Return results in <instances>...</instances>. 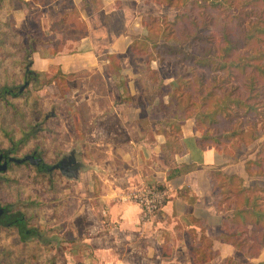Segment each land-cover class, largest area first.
<instances>
[{"label": "crops", "instance_id": "1", "mask_svg": "<svg viewBox=\"0 0 264 264\" xmlns=\"http://www.w3.org/2000/svg\"><path fill=\"white\" fill-rule=\"evenodd\" d=\"M100 1L101 6L98 11L94 8L93 13L103 11L110 18L102 27V34L97 35L92 24L93 35L85 34L76 44L77 51L65 54L54 43L58 34L66 30L67 23L52 32L50 28L56 18H50L49 35L32 51L30 67L38 65V71L56 69L66 75L88 69L105 85L97 94L109 98L124 90V95H140V87L136 89L129 80L130 60L124 55L133 36L145 33L139 17L135 16L140 0H120L117 4L120 6L115 0ZM83 7L91 8V0H86ZM106 38L108 42L101 57L93 44ZM110 61L118 64L119 72L109 71ZM113 83H117L115 92ZM69 88V98L74 99V91ZM88 96L87 103L91 94ZM118 101L104 104V109L92 106L91 110H96L107 125L97 123L95 114L88 122L92 129L87 133L82 129V135L81 109L73 100L76 138L85 139L88 149L84 154L92 165L83 163L85 168H79L76 176H65L70 180V188L63 185L55 190L61 193L53 197V214L61 213L62 217L56 220L59 228L54 233L68 245L59 253L61 264H191V249L206 247L201 243L206 239H210V246L217 253L207 264L218 263L226 256L235 258L234 252L239 251L220 237L219 225L226 215L214 211L215 197L207 174L222 163V153L214 152L213 164H202L196 148L190 151L185 142L192 131V120L179 121L181 134L171 132L163 112L162 119L148 120L150 123L144 126L145 122L134 112L137 110L134 103L129 101L125 107L121 97ZM152 107L157 109L152 103L146 110ZM256 153L248 159L253 160ZM185 168L186 171H181ZM143 184L161 185L166 192L162 211L149 221L143 219L138 204L123 199L131 188ZM192 240H195L193 244Z\"/></svg>", "mask_w": 264, "mask_h": 264}, {"label": "trees", "instance_id": "2", "mask_svg": "<svg viewBox=\"0 0 264 264\" xmlns=\"http://www.w3.org/2000/svg\"><path fill=\"white\" fill-rule=\"evenodd\" d=\"M149 5L175 12L156 14L145 9ZM69 14H59L51 31L61 29ZM135 14L145 33L133 36L127 59L143 67L138 80L144 99L156 103L171 132L181 134L179 121H193L185 142L190 151L196 148L202 164H213L214 152L223 155L222 163L207 172L214 211L231 212L222 218L220 237L245 260L226 256L212 264H264V182H251L264 178V139L253 160L237 164L240 152L264 134V125L256 129L254 122L264 118V0H140ZM31 61L30 55L29 66ZM165 66L169 70L161 73ZM118 70L112 63L109 71ZM68 88L65 82L61 86L62 91ZM6 95L15 96L7 87L0 99ZM228 145L234 149L229 157L223 152ZM16 213L21 218L11 225L25 241L36 233L23 212ZM216 255L207 247H193L191 264H207ZM261 255L262 260L253 261Z\"/></svg>", "mask_w": 264, "mask_h": 264}, {"label": "rangeland", "instance_id": "3", "mask_svg": "<svg viewBox=\"0 0 264 264\" xmlns=\"http://www.w3.org/2000/svg\"><path fill=\"white\" fill-rule=\"evenodd\" d=\"M85 2L86 0H0V91L7 87L15 94L0 99V152L11 149L12 155L20 157L34 151L43 157L47 166H52L61 160L65 161L71 155L82 164L92 165V161H89L84 154L88 149L87 144L84 143L85 139L76 138L74 99L81 109L83 127L79 128V132L82 135H84L83 131L87 133L92 129V125L88 122L97 111H92L91 107L98 106L104 109L106 103L110 101L119 103V97L125 107L128 106L129 101L136 105L137 110L134 112L145 122L144 126L150 123L148 120L163 118V114L155 107L146 110L147 105L152 103L156 105V103L146 101L142 94L132 97L124 95V90L122 94L118 91L116 93L117 83H113L115 93L109 98L97 94L96 91L105 88V85L96 73L88 69L66 75L56 69H40L45 70L42 72L36 70L38 65L29 66L31 50L37 48L41 39L49 35V19H55L61 12L70 13L63 18V22L67 23L66 30L58 34L54 43V46L63 53H75L80 38L82 39L85 34L93 35L92 24H95L97 35L102 34V27H105L104 24L110 18L102 13L103 11L96 13L92 11L94 8L98 11L101 1L91 0V8L83 7ZM130 2L132 4V1ZM74 7L77 8L76 11H72ZM145 9H150L156 14L175 12L173 7L164 6L157 8L149 5L145 6ZM77 10H79L78 16ZM212 15L214 16L215 12H212ZM223 16L224 12H221L218 17ZM106 39L99 42L97 40L98 43L93 44L94 50L101 57H104V49L108 42V38ZM124 53L128 55L129 51ZM127 66L129 80L134 82L136 89H139L141 83L138 80V72L143 70V67L131 62ZM152 66L157 68V63H153ZM168 70L169 66H165L160 72ZM135 76L137 79L134 78ZM66 81L74 91V99L69 98L70 88L67 91L61 89ZM25 82L28 83L20 91V87ZM89 93L91 97L87 103ZM125 111L127 112L126 108ZM97 115L99 114L94 117L97 123L107 125ZM254 122L255 128L259 129L264 125V118H254ZM263 139L264 134L252 145L243 149L236 163L241 166L249 160L248 158H253L259 142ZM223 152L228 156L234 153V149L228 145ZM229 163L226 165L237 170L236 166ZM253 181L263 183L264 178L253 179L251 182ZM69 183L70 180L66 179L58 168L47 172L39 171L28 163L22 165L11 163L6 171L0 173V205L7 206L12 211L23 212L27 226L36 233L22 241L14 225L0 224V264H61L59 253L68 245L64 243L62 237L59 238L54 233L55 229L59 228L56 220L59 221L62 215L53 214V197L61 193L55 191L56 188L63 185L66 187ZM223 214L231 216V212ZM249 228L251 230V226ZM193 242L195 240H192V244ZM210 242V239H206L201 243L211 252H215ZM233 256L245 260L240 252H234ZM262 259L263 255L253 261L258 262Z\"/></svg>", "mask_w": 264, "mask_h": 264}, {"label": "built area", "instance_id": "4", "mask_svg": "<svg viewBox=\"0 0 264 264\" xmlns=\"http://www.w3.org/2000/svg\"><path fill=\"white\" fill-rule=\"evenodd\" d=\"M157 184H143L130 189L123 199L140 206L145 221L157 218L166 200V192Z\"/></svg>", "mask_w": 264, "mask_h": 264}, {"label": "water", "instance_id": "5", "mask_svg": "<svg viewBox=\"0 0 264 264\" xmlns=\"http://www.w3.org/2000/svg\"><path fill=\"white\" fill-rule=\"evenodd\" d=\"M26 82L24 83L23 86L20 87V91L26 86ZM5 155V154H3ZM0 157H2V155H0ZM32 156H26L22 159H16V158H13V157H9L8 160H12L14 161L15 163H20V162H23L25 161L27 158H30ZM39 160L36 159L35 161H33L32 163L33 164H38ZM6 168V165H1L0 164V171L5 169ZM58 168L60 170V172L66 176V177H74L76 176V171L79 169V168H85V165L82 164L80 161L76 160V158L71 155L69 157H67V160L63 161H59L58 163L50 166V170L52 169H56ZM21 218V215L16 213V214H7L6 211H4L2 208H0V223L3 225V226H8V225H11L13 222L17 221L18 219Z\"/></svg>", "mask_w": 264, "mask_h": 264}, {"label": "flooded vegetation", "instance_id": "6", "mask_svg": "<svg viewBox=\"0 0 264 264\" xmlns=\"http://www.w3.org/2000/svg\"><path fill=\"white\" fill-rule=\"evenodd\" d=\"M12 153H13V151L11 150V149H9V151H3V152H0V155H2V157H0V164L1 165H6V168L5 169H3V170H1L0 171V173L1 172H4V171H6L7 170V168L9 167V165L11 164V163H13V164H19V165H22V164H24V163H28V164H30V165H33V166H35L36 167V169H38L39 171H50V166H47L45 163H44V161H43V157H41L40 155H38L36 152H32V153H28V154H24V155H22V156H16V155H12ZM3 154H5V155H3ZM26 156H32V157H30V158H27L25 161H23V162H20V163H15L14 161H12V160H8V158L9 157H13V158H16V159H22V158H24V157H26ZM36 159H38L39 160V162H38V164H33L32 162L33 161H35ZM0 208H2L4 211H6V213L7 214H9V215H11V214H13L14 212H16V211H12V210H10L9 209V207H7V206H1L0 205ZM24 218L26 219V217H25V215H24Z\"/></svg>", "mask_w": 264, "mask_h": 264}]
</instances>
